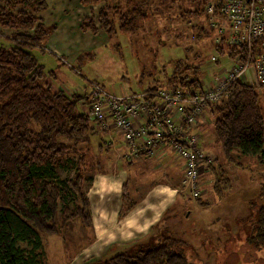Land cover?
I'll return each mask as SVG.
<instances>
[{"label":"rangeland","instance_id":"obj_1","mask_svg":"<svg viewBox=\"0 0 264 264\" xmlns=\"http://www.w3.org/2000/svg\"><path fill=\"white\" fill-rule=\"evenodd\" d=\"M154 1L155 13L135 34L118 32L110 40L106 35L84 40L81 33L74 32V26L81 21L78 1L65 12L57 11L47 1L46 9L52 15H62L58 22L48 24L56 27L42 42L46 46L52 41L55 50L46 47L48 51L33 52L46 72H55L54 79L48 78L52 88L84 94L90 93L92 83H96L103 96L117 100L123 94L150 86L163 87L174 62L181 59L197 64L206 82L227 74L234 63L230 56L219 55L216 50L217 33L207 26L210 34L199 36L198 28H193L196 24L207 25L205 17L203 22L201 17L180 16L182 10L193 8L191 0ZM79 5L85 6L81 1ZM63 17H71L72 22H61ZM58 28L74 34L68 35L75 41L64 50L59 49L65 35L55 33ZM1 36L5 35L0 33V41L8 47L10 41ZM86 51L91 54L76 61ZM244 83L255 85L264 118V86L245 79ZM210 108L203 110L191 132L196 134L199 148L216 157L214 160L225 168L230 179L231 186L220 197L213 191L208 165L201 166L195 185L184 172L183 156L173 148H159L154 155L128 163L120 134L110 128L99 130L88 143L67 155L74 162L82 155L79 165L91 222L78 215L62 221L57 214L56 232H40L42 246L37 264H97L119 252L135 254L161 237L178 239L188 264H264V250L248 241L254 232L257 211L264 203V164L239 152L234 153V162L226 163L214 134ZM81 109L87 111L88 104ZM90 121L94 126L95 121ZM66 164L56 167L57 174L74 177L75 163ZM164 185L159 195L157 191ZM205 200L208 203L201 204Z\"/></svg>","mask_w":264,"mask_h":264},{"label":"trees","instance_id":"obj_2","mask_svg":"<svg viewBox=\"0 0 264 264\" xmlns=\"http://www.w3.org/2000/svg\"><path fill=\"white\" fill-rule=\"evenodd\" d=\"M80 1L83 5H102L81 19L79 29L102 32L109 40L118 32L135 34L157 9L154 0ZM206 1L191 0L193 8L182 10L180 16L201 17L204 22ZM46 8V0H0V30H6L0 33L10 41L8 47L0 41V264H37L40 232H56L57 214L62 221L78 215L91 222L79 165L82 155L75 162L67 155L88 143L99 130L91 124L88 112L81 109L92 101L91 94L53 89L48 78L54 79L55 72H46L33 52L47 50L42 42L56 27L44 24L38 15ZM193 28H198L199 36L210 34L203 24ZM216 47L219 55L230 57L239 49ZM90 54L86 51L76 61ZM200 78L197 64L176 60L163 86L195 88L200 86ZM157 88L154 85L143 91ZM210 107L214 134L226 162H234V153L239 152L264 164V118L255 85L232 82L226 96ZM64 160L75 163L74 177L57 174L56 167L67 166ZM208 168L214 177L213 191L220 197L231 186L230 179L219 164ZM159 240L135 254L119 252L97 264H188L178 239ZM248 241L264 250V203Z\"/></svg>","mask_w":264,"mask_h":264},{"label":"built area","instance_id":"obj_3","mask_svg":"<svg viewBox=\"0 0 264 264\" xmlns=\"http://www.w3.org/2000/svg\"><path fill=\"white\" fill-rule=\"evenodd\" d=\"M203 15L204 26L217 33L216 44L239 48L231 56L234 64L220 80L200 78V86L195 88L163 86L123 94L117 100L103 96L102 88L92 83L87 110L97 130L110 128L120 134L127 161L171 147L183 156L184 172L195 185L201 166L214 163V157L199 148L196 134L191 132L203 110L222 100L232 82L245 79L264 84V0H207Z\"/></svg>","mask_w":264,"mask_h":264},{"label":"crops","instance_id":"obj_4","mask_svg":"<svg viewBox=\"0 0 264 264\" xmlns=\"http://www.w3.org/2000/svg\"><path fill=\"white\" fill-rule=\"evenodd\" d=\"M47 1H49L50 3H51V5H53V6H55V8H56V10L57 11H64L65 12V9H69V8H71L72 7V3H73V5L75 6V1H78V6H77V10L78 11H80L81 12V19L84 17V16H87V15H89L90 14V12L92 11V12H96L97 10H98V8L99 7H101V5H102V3H97V4H88V5H85V6H80L79 5V3H80V0H46V2ZM48 3V2H47ZM52 7V6H51ZM38 15L41 17V19H42V22L44 23V24H46V25H48L49 23H53V22H55V20L58 22V20H60V18H61V16L62 15H60L59 13H57L56 15H52V13L50 12V10H49V8L48 9H44V10H41V11H39L38 12ZM80 19V20H81ZM61 22H72V20H71V17H63L62 18V21ZM79 24H80V21H79V23H78V25H75L74 26V32L75 33H81L82 34V39H84V40H87L89 37H93V36H98V35H103V33L102 32H98L97 34H92V33H90V32H82V31H80V29H79ZM60 31V32H59ZM63 33L65 36H63V37H61V40H63L62 41V43H61V48L59 49V50H64V49H66L67 47H68V44L69 43H71V42H73V41H75L73 38H70V36H68L69 34H71V36H73L74 34H72L71 32H69V31H67V30H60L59 28L56 30V32L55 33ZM53 37V36H52ZM52 39V38H51ZM68 39H71V41H67L66 42V40H68ZM84 43H86L85 41H84ZM56 45H55V43H53L52 41H50L47 45H46V47L48 48V47H50V48H52L53 50H55L54 49V47H55ZM57 51L59 54H62V52L61 51ZM107 143H109V142H107ZM215 163L216 164H218L217 163V161H215L213 164L215 165ZM227 163V162H226ZM231 167V165L229 166L228 165V168H230ZM221 168H223V167H221ZM225 169V168H224ZM233 173V172H232ZM225 175L227 176V174L225 173ZM234 175V174H233ZM228 177V176H227ZM235 177V176H234ZM213 178V181H214V177H212ZM250 178H251V176H250ZM249 182V181H248ZM230 185H231V182H230ZM166 188V186L164 185L162 188H161V190H159V191H157L158 192V194L160 195V194H162V192H163V190ZM250 192V191H249ZM162 196V195H161ZM207 201V200H206Z\"/></svg>","mask_w":264,"mask_h":264}]
</instances>
